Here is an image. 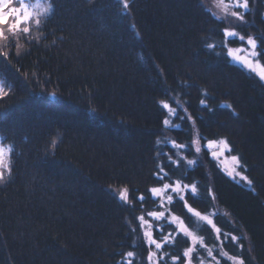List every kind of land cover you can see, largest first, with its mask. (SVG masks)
<instances>
[{
    "label": "trees",
    "instance_id": "16d2710c",
    "mask_svg": "<svg viewBox=\"0 0 264 264\" xmlns=\"http://www.w3.org/2000/svg\"><path fill=\"white\" fill-rule=\"evenodd\" d=\"M249 4L248 22L239 27L256 36L264 33V0ZM201 5L131 0L124 13L119 0H57L46 29L31 33L46 39L20 40L21 57L4 49L12 55L0 59V145L12 149L5 162L14 168L12 182L0 185V264H148L152 246L138 217L149 219V189L161 185L155 173L162 162L173 179L186 170L184 183L195 180L204 196L211 189L216 199L199 201L197 210L221 232L246 237L245 264H264V81L231 61L228 50L241 41L226 40L225 22ZM173 97L177 111L184 115L186 107L195 119L194 132L177 117L170 128L163 124L161 101L177 107ZM164 133L177 143L224 138L256 191L228 176L205 149L193 166L185 150L177 169L165 158L172 147ZM125 187L131 204L119 198ZM141 194L142 208L135 200ZM173 212L186 215L179 202ZM151 222L157 238L156 224L164 221ZM193 230L218 248L205 222ZM176 240L165 250L182 255L188 245ZM223 250L239 254L230 243ZM162 264H172L170 257Z\"/></svg>",
    "mask_w": 264,
    "mask_h": 264
},
{
    "label": "snow or ice",
    "instance_id": "6c2138e0",
    "mask_svg": "<svg viewBox=\"0 0 264 264\" xmlns=\"http://www.w3.org/2000/svg\"><path fill=\"white\" fill-rule=\"evenodd\" d=\"M88 2L91 3V0H88ZM56 3L57 0H35V2H32V0H18V3L14 6V0H0V59L8 61L12 53L4 49H10L12 47L16 49L14 55L16 57H21L22 52L19 41L22 39L29 42H39L40 39H46V36L32 38L31 33L33 28L38 32H43L46 29L48 21L55 14ZM119 3L122 4L124 13L130 12L131 0H119ZM201 6L204 7V5ZM215 6L224 13L223 16H216L215 12L210 14L217 20H224L230 16L235 18L238 22L247 24V21H245V14L251 11L249 0H216ZM236 26L239 27V24ZM224 36L226 40L227 38L238 37L240 41L244 42L246 47L241 48L240 51L247 52L245 63L249 65V70H251V63H259V58H264V33L256 36L241 35L234 30L224 29ZM207 46L209 48L214 47L212 44H208ZM232 52V49L228 50L229 56L232 55ZM23 54L26 55L27 51L25 50ZM259 79L264 81V73L259 74ZM36 83H39V81L37 80ZM5 95H10V93H5ZM3 98L4 96H0V101H2ZM172 99L177 107H172L169 103L161 102L162 110H167V116L163 120V124L166 126L170 125V118L177 117L182 121L190 122L191 127L188 131L194 132L196 130L195 119L188 112L186 107L182 108L184 115H181L177 111V108H180L181 105L175 100V97ZM200 103L204 107H207L203 99ZM225 107L230 106L225 105ZM209 111H211V109H209ZM172 126L181 127L179 124ZM204 139L203 136H198L196 139H191L187 143L171 141L172 148L176 151L172 155H166V160L170 162L171 165H175L178 169L185 160V156L182 154L185 150L188 155L198 157L201 154L202 147L211 149L213 145L223 144L225 148H228L227 140H208L206 144L201 145V141ZM2 141L3 137H0V142ZM50 144L52 150L58 147L54 140L51 141ZM228 150L230 151L231 149L228 148ZM6 153L11 157L12 149L10 147L5 149L0 145V185H6L12 182L13 179L12 173L14 165L5 162ZM210 154L216 157V152L213 151ZM231 158L236 162V167L240 169L239 172H236V176H239L240 180L246 182L247 186L255 192L256 188L253 181L249 179L248 176L243 175V172L246 171V166L241 163L239 157L232 156ZM197 163L198 160L195 158L187 160L188 166H193ZM157 168L158 170L155 175L161 183V186L152 187L149 189V192L153 198V203L158 202L160 210L149 211L147 212V216L151 217L153 221L156 222L163 220L164 224L157 225L159 239L153 238L152 231L150 230L144 232L148 245L154 246V250L151 247L148 250V264H162L166 256L170 257L172 264H177L178 261L180 264H193L194 256L198 264H205V258L201 250L207 254V257H211V261H209L208 264H221V259L230 261L231 264H245V246L243 241L246 237L242 234L233 235L231 233L221 232V229L216 226L213 219L209 218L207 215H202V213L197 210L199 201L203 200L205 204H207L209 197L213 201L216 199L212 190L206 188L205 191L207 192V196H204L200 192L199 183L195 180L191 183H184L183 180L187 177L186 170L184 176L173 179L172 175H170L172 169L169 163L162 162ZM165 169L169 170L166 171ZM229 175L232 176L233 174L229 173ZM119 198L126 204L132 203L127 187L121 190ZM135 200L141 203L142 208V202L145 201V196L141 194L136 197ZM177 202L182 205L186 212L183 218L175 215L173 212ZM138 219L141 222V228L145 225H148L149 228L151 227L150 222L145 219L144 215H141ZM186 221L188 222L186 223ZM200 222H205L206 225L210 226L211 229L215 231L216 240L220 241L218 248L215 243H213L212 247H209L205 242V237L193 230V227ZM165 225L170 228V231L167 233L163 231ZM177 236L185 238L184 242L188 245L183 250L182 255L170 254L165 250V245H173L177 242ZM221 237H223L222 240ZM228 243L235 245V247L239 249L238 255H229L228 252L223 250ZM214 249H217L218 255L213 254ZM134 255L133 251H129L126 254L127 258H132ZM127 264H132V260L127 259Z\"/></svg>",
    "mask_w": 264,
    "mask_h": 264
},
{
    "label": "rangeland",
    "instance_id": "374dc122",
    "mask_svg": "<svg viewBox=\"0 0 264 264\" xmlns=\"http://www.w3.org/2000/svg\"><path fill=\"white\" fill-rule=\"evenodd\" d=\"M200 2L202 3V5L205 6L206 9H208L210 11V13H213L215 12L216 13V16H223L224 13H222L215 5H216V0H200ZM225 22V25L226 27L224 29H228V30H234L238 33H240L241 35H252V33L250 31H248L247 33H244V30L243 28H240V27H237L236 25L239 24L240 25H243L244 23L243 22H238L235 20V18H232V17H227L226 19L222 20ZM245 21L248 22V19L246 18V14H245ZM234 38V37H233ZM238 38V37H237ZM243 47H246V45L244 44L243 41H241V43L236 46L235 48H230L233 50L232 52V55L229 56V58H231V61L232 62H236L238 64H240L242 66V68H245V69H249V65L245 63V60L247 59V52H244V51H240L241 48ZM238 58V59H237ZM251 67V71H253L256 75H259L261 73H263V67H261L260 65V62L259 63H251L250 65ZM162 102V101H161ZM171 120V118H170ZM171 124L170 125H165V127L167 128H170ZM167 139L168 142H169V146L172 147V144H171V141H175L173 140L172 138H170V136H168L166 133H164V136H163V139ZM170 138V139H169ZM196 139V138H195ZM162 140V139H161ZM217 140H225L224 138L222 139H217ZM162 142V141H161ZM207 142V141H206ZM206 142H203L201 143V145L203 144H206ZM229 144H228V148H229ZM228 148H225V146L223 144H217V145H213L211 147V149H208V148H203L202 147V150H206L207 152V155H209L213 160H215V162L217 163V165H219L222 170L228 175L229 173H232V177H235V179L237 180H240L239 176H236V172H239L240 169H238L236 167V162L234 160H232V156H235L234 154H231L228 150ZM176 150L174 148H172L171 151L169 152H166L164 153L165 155V158H166V155H172ZM216 152V157H213L210 153L211 152ZM172 152V153H171ZM184 153V152H183ZM195 159L197 157H194ZM194 158H190V159H194ZM175 159V157H174ZM189 160V159H188ZM161 186V185H160ZM158 186V187H160ZM113 188V187H112ZM113 190L115 191V189L113 188ZM117 192L120 194L121 190L118 189ZM154 210H160L159 207H158V202L155 203V205L153 207H150L147 209L146 212H149V211H154ZM208 216V215H207ZM140 217V216H139ZM211 218V217H209ZM139 220V219H138ZM146 220H148L150 222V225L151 227L149 228L148 225H145L141 230L142 232L144 233L145 231H153L152 229L155 228L154 227V224L155 223H152L151 220H153L151 217H149V219L146 218ZM139 223H141L139 221ZM158 224H161L163 225L164 222H159ZM156 224V230H157V225ZM164 231V230H163ZM168 231H170L169 229H167L166 231H164L165 233H167ZM158 233V232H157ZM153 234V232H152ZM153 238H155V236H153ZM157 239H159V234H158V237ZM152 249L154 250V246H152ZM185 249V248H184ZM183 249V250H184ZM182 250V252H183ZM202 252V255L204 256L205 258V264H208L209 261H211V257H207V254L203 252V250H201ZM214 254V253H213ZM147 256H148V253H147ZM231 263V262H230ZM177 264H180V262L178 261ZM193 264H198L197 260L195 259V256H194V260H193Z\"/></svg>",
    "mask_w": 264,
    "mask_h": 264
},
{
    "label": "bare ground",
    "instance_id": "6f19581e",
    "mask_svg": "<svg viewBox=\"0 0 264 264\" xmlns=\"http://www.w3.org/2000/svg\"><path fill=\"white\" fill-rule=\"evenodd\" d=\"M240 65V64H239Z\"/></svg>",
    "mask_w": 264,
    "mask_h": 264
}]
</instances>
